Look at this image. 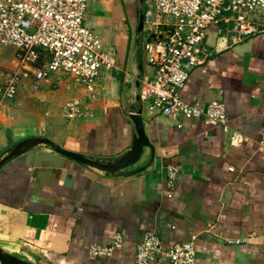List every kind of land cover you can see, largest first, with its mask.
I'll list each match as a JSON object with an SVG mask.
<instances>
[{
	"label": "crops",
	"instance_id": "obj_1",
	"mask_svg": "<svg viewBox=\"0 0 264 264\" xmlns=\"http://www.w3.org/2000/svg\"><path fill=\"white\" fill-rule=\"evenodd\" d=\"M87 3L85 22L102 39L104 33L113 38L104 43L115 50L117 66L101 70L92 102L71 75L52 82L24 77L15 99L0 101V158L30 136H46L93 158L118 157L135 133L128 114L142 104L154 160L125 176L43 144L14 157L0 168V246L40 264H134L138 243L154 231L164 249L194 241L199 264H264V33L235 42L232 25L211 26L182 96L193 104L224 102L225 123L174 120L137 100L140 79L152 68L137 29V41L129 40V24L146 0ZM15 65L13 48L0 68ZM30 97L43 103L44 114ZM74 98L85 100L92 115L67 121L64 107ZM150 158L145 147L128 169ZM94 247L103 253L94 255ZM148 264L168 263L155 258Z\"/></svg>",
	"mask_w": 264,
	"mask_h": 264
},
{
	"label": "built area",
	"instance_id": "obj_2",
	"mask_svg": "<svg viewBox=\"0 0 264 264\" xmlns=\"http://www.w3.org/2000/svg\"><path fill=\"white\" fill-rule=\"evenodd\" d=\"M87 7V0H0V46L14 48L16 56L14 67L0 68V101L13 99L29 75L47 82L71 75L84 85L90 102L98 97L101 70L115 68L117 58L86 24ZM144 16L148 28H143L142 50L152 72L140 79L141 100L156 115L174 120L225 123L224 102L188 103L182 91L191 68L201 62L197 52L211 26L232 25L235 42L264 33V0H146ZM90 115L80 98L64 107L67 121ZM261 143L264 146V131ZM115 241H123L120 232ZM102 253L100 247L93 248L94 255ZM155 258L168 264H199L194 241L164 249L159 235L147 231L137 245L134 264Z\"/></svg>",
	"mask_w": 264,
	"mask_h": 264
},
{
	"label": "water",
	"instance_id": "obj_3",
	"mask_svg": "<svg viewBox=\"0 0 264 264\" xmlns=\"http://www.w3.org/2000/svg\"><path fill=\"white\" fill-rule=\"evenodd\" d=\"M144 17H145L144 11H141L139 13V20H138V25H137L138 32H141L143 30ZM139 68L140 69L143 68V60L141 58L139 61ZM140 99H141V96L138 93L137 100L140 101ZM142 112H143L142 104H140L139 107L134 108L133 110L129 112L128 115L130 116V118L132 119L135 125V133L133 135L131 147L125 153H123L122 155L118 157L111 158L108 160L93 158V157L86 156L85 154L64 148L46 136H30V137H27V138H24L18 141L15 145H13L9 149V151L5 155H3L0 158V168L7 161L13 159L14 157L19 156L25 153L26 151H29L30 149L43 144V145L51 147L55 151L69 158H72L90 167L97 168V169L103 170L111 174L119 173L125 176L133 175L149 167L152 164L154 157H155V147L151 143V141L149 140L146 134ZM145 147H149L151 149V158L148 160V162H146L145 164L141 166L128 169V168L134 167L139 162L144 152ZM0 259L9 264H40L37 262H33L31 260L25 259L23 257H20L13 252H8L5 249H3L1 246H0Z\"/></svg>",
	"mask_w": 264,
	"mask_h": 264
},
{
	"label": "rangeland",
	"instance_id": "obj_4",
	"mask_svg": "<svg viewBox=\"0 0 264 264\" xmlns=\"http://www.w3.org/2000/svg\"><path fill=\"white\" fill-rule=\"evenodd\" d=\"M143 4H144V2H143ZM140 5H141V7H143V5H142V1H141V3H140ZM145 5V4H144ZM140 12V11H139ZM137 24H138V20H136V22H134V23H130L129 25V31H130V37H129V40H132V39H134V40H136L137 38H138V32H137ZM147 28H148V26H144V31L145 30H147ZM140 34V37H139V44L140 45H143V43H144V41H145V35H144V33H142V32H140L139 33ZM102 35H104V37H103V39H104V42L106 43V44H110V43H112V40L111 39H113L112 37H109V35L108 34H106V33H104V34H102ZM116 41V40H115ZM137 41V40H136ZM117 42V41H116ZM113 44H116L115 42H113ZM131 44H133L134 45V42L132 41V43ZM135 44H136V42H135ZM137 46V45H136ZM0 48H4V49H0V60L1 61H5L7 58H9V57H11L12 56V51H13V48L12 47H4V46H0ZM140 48V47H139ZM141 50H142V48H140ZM144 55V54H143ZM144 60H145V56H144ZM29 98V97H28ZM30 98H32V97H30ZM15 99V98H14ZM13 99V100H14ZM35 102H36V104L37 105H35V108L37 109V110H39L42 114H44V112H45V107L43 106V103H40V101H38L37 99H35V98H32ZM32 100V101H33ZM55 115H56V113H55ZM3 248V247H2ZM3 249H5L6 251H8V252H13V251H10L8 248H3ZM13 253H15V254H17L18 256H20V257H23V258H25V259H27V257H29L30 259H32L31 261H33V262H36V260H34V258L33 257H31V256H29L26 252H13ZM38 263V262H37Z\"/></svg>",
	"mask_w": 264,
	"mask_h": 264
},
{
	"label": "bare ground",
	"instance_id": "obj_5",
	"mask_svg": "<svg viewBox=\"0 0 264 264\" xmlns=\"http://www.w3.org/2000/svg\"><path fill=\"white\" fill-rule=\"evenodd\" d=\"M0 264H9V263H6L5 261L0 259Z\"/></svg>",
	"mask_w": 264,
	"mask_h": 264
},
{
	"label": "flooded vegetation",
	"instance_id": "obj_6",
	"mask_svg": "<svg viewBox=\"0 0 264 264\" xmlns=\"http://www.w3.org/2000/svg\"><path fill=\"white\" fill-rule=\"evenodd\" d=\"M141 11H144V10H141ZM141 11H140V12H141ZM140 12H139V13H140ZM138 20H139V15H138ZM143 28H144V27H143ZM137 30H138V26H137ZM142 31H143V30H142ZM142 31H141V32H142Z\"/></svg>",
	"mask_w": 264,
	"mask_h": 264
}]
</instances>
